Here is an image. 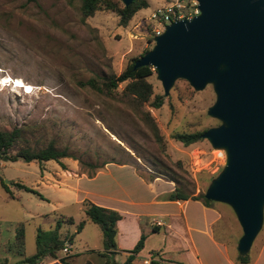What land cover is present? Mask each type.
Returning a JSON list of instances; mask_svg holds the SVG:
<instances>
[{
  "label": "rangeland",
  "instance_id": "rangeland-1",
  "mask_svg": "<svg viewBox=\"0 0 264 264\" xmlns=\"http://www.w3.org/2000/svg\"><path fill=\"white\" fill-rule=\"evenodd\" d=\"M164 1L146 0L147 6L120 26L117 16L107 10L82 19L73 0H0V82L7 81L0 85V130L23 129L16 146L36 150L51 143L64 149L86 174L105 161H135L144 173L169 176V169L174 170L186 192L204 193L209 177H215L223 165L222 150L213 149L205 139L183 146L171 133L202 131L220 123L206 114L214 102L211 84L194 90L177 78L159 108L146 107L164 138V149L127 104L79 84L89 77L100 81L110 72L118 74L132 57L150 49L151 26L141 18ZM147 81L154 94H162L153 67ZM42 163L0 159V260H15L3 244L13 239L18 225L23 230L24 255L34 252L37 230L53 229L57 221V231L69 235L72 251L79 247L75 231L80 219L86 222L81 237L101 246L97 225L77 209L72 192L41 178ZM217 205L227 239L237 242L241 229L233 210L223 202ZM67 217L75 224L61 220ZM263 234L264 211L253 243ZM86 261L104 264L95 254L76 255L72 264Z\"/></svg>",
  "mask_w": 264,
  "mask_h": 264
},
{
  "label": "water",
  "instance_id": "water-1",
  "mask_svg": "<svg viewBox=\"0 0 264 264\" xmlns=\"http://www.w3.org/2000/svg\"><path fill=\"white\" fill-rule=\"evenodd\" d=\"M197 8L191 18L166 24L132 69L153 67L163 96L177 78L194 90L211 84L206 114L220 123L200 137L222 150L224 161L203 196L231 207L243 255L264 211V0H197Z\"/></svg>",
  "mask_w": 264,
  "mask_h": 264
},
{
  "label": "crops",
  "instance_id": "crops-1",
  "mask_svg": "<svg viewBox=\"0 0 264 264\" xmlns=\"http://www.w3.org/2000/svg\"><path fill=\"white\" fill-rule=\"evenodd\" d=\"M41 178L71 191L77 209L83 214L84 202L119 214L115 223L116 248L113 254L118 264L125 260L127 251L141 235L144 236L142 247L129 264H143L144 260L150 259L154 264H241L237 260V242L227 239L217 202L210 200L205 204L193 194L186 199L169 198L175 190L174 182L151 171H140L135 161L106 162L88 175L79 171L76 161L69 157L48 160L41 165ZM69 219L71 221L67 223L72 222ZM61 220L66 222L65 218ZM155 221L161 224L155 225ZM85 223L84 220L82 227L75 231L80 236L79 247L75 251L71 250L69 235L57 231L58 237L64 240L63 245L68 244V253L64 254L59 249L55 257H45L37 264H62L60 258L72 264L76 255L95 254L103 259L99 254L103 251L101 232V246L90 244L81 237ZM7 254L15 257L12 263L22 258L15 253ZM246 255L245 264H264V234L254 243L252 241ZM4 259L11 264L6 257Z\"/></svg>",
  "mask_w": 264,
  "mask_h": 264
},
{
  "label": "trees",
  "instance_id": "trees-1",
  "mask_svg": "<svg viewBox=\"0 0 264 264\" xmlns=\"http://www.w3.org/2000/svg\"><path fill=\"white\" fill-rule=\"evenodd\" d=\"M33 1V0H29ZM77 1L79 6V12L81 18L84 19L92 15L97 10H107L113 12L117 16L118 25L124 26L127 24L132 15L147 6L146 0H133L127 6H123L119 0H73ZM141 52L139 55L132 57L125 67L118 73L115 74L110 72L109 74L102 76L100 81L95 77H89L86 81L79 83L81 86L86 85L91 90L103 95L104 97L116 101H121L127 104L134 112L139 116L141 121L145 123L155 141V143L161 148L164 149V138L159 132V129L155 125L149 111L147 108H159L164 101L162 94H154L152 90L151 83L147 81V77L152 73V67L149 65L139 66L135 69H132L133 62L145 51ZM119 84H122V87L119 88ZM147 107V108H146ZM23 129L19 127H12L9 130H0V159L5 161H16L18 159L24 162H44L48 160L58 161L60 158L69 157L72 158L64 149H56L53 144L48 143L45 147L39 149H31L27 146H16L23 135ZM202 131H179L171 133V138L174 141L181 143L183 146H188L192 143L198 142L203 138L200 137ZM130 156V155H129ZM76 160L75 158H72ZM106 162H115L120 163L119 161H105L101 165L93 167L88 175L93 174L98 168H100ZM123 162H133V161H123ZM176 168L180 169V164L178 161L174 163ZM169 176L160 173V175L168 178L173 181L175 184V190L169 195V198L175 199H186L190 196L189 192H186L185 185H179L182 181L180 175L173 170L169 169ZM211 179V177H209ZM181 180V181H180ZM15 186L19 189L36 193L35 190L28 188L20 183H14ZM194 198L200 199L203 203L208 204L210 200L204 198L203 193L199 192L196 195H193ZM84 216L86 220L96 224L101 232V243L103 251L99 254L103 257L105 264H118L113 259V254L115 250L114 235L116 232L115 223L119 219V214L111 209H106L101 206L84 202ZM65 221L70 222L71 220L65 219ZM84 223V220H81L76 229L79 230ZM59 222L57 221L55 227L51 230L42 231L40 229L36 232L35 237V251L31 255L24 256L23 253V244H24V235L22 226L18 225L15 228L13 239L10 242L4 243L3 247L6 252H11L22 256L18 261L11 264H37L45 257H55L56 251L61 249L63 246L64 240L58 237L57 229ZM144 236L141 235L135 245L128 250V254L125 260L120 264H129L133 259V256L139 249L142 247ZM247 255L243 254L237 255V260L241 264L247 262ZM62 264H70L66 262L63 258H60ZM0 264H8L6 260L0 261ZM85 264H88L87 262ZM149 264H154V261H151Z\"/></svg>",
  "mask_w": 264,
  "mask_h": 264
},
{
  "label": "built area",
  "instance_id": "built-area-1",
  "mask_svg": "<svg viewBox=\"0 0 264 264\" xmlns=\"http://www.w3.org/2000/svg\"><path fill=\"white\" fill-rule=\"evenodd\" d=\"M196 14H198L197 0H165L163 4L153 7L145 17L141 18V21L149 22L150 32L154 37L163 31L166 24L177 19H189ZM154 224L160 225L161 222L155 221ZM61 252L68 253L67 243H64ZM151 261L152 259L144 260L143 264H149Z\"/></svg>",
  "mask_w": 264,
  "mask_h": 264
},
{
  "label": "bare ground",
  "instance_id": "bare-ground-1",
  "mask_svg": "<svg viewBox=\"0 0 264 264\" xmlns=\"http://www.w3.org/2000/svg\"><path fill=\"white\" fill-rule=\"evenodd\" d=\"M6 82H7L6 80H3V81L0 82V85H5ZM20 87H21V86H20ZM21 88H22V87H21Z\"/></svg>",
  "mask_w": 264,
  "mask_h": 264
}]
</instances>
